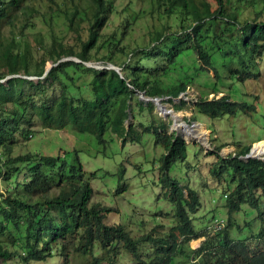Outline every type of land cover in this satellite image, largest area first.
<instances>
[{
	"label": "trees",
	"instance_id": "1",
	"mask_svg": "<svg viewBox=\"0 0 264 264\" xmlns=\"http://www.w3.org/2000/svg\"><path fill=\"white\" fill-rule=\"evenodd\" d=\"M77 1L79 3L68 9L65 1L58 4L54 0H0V80L12 75L6 85L0 82V178L5 183L0 192V236L4 237L7 232L5 240L0 238V264H29L59 257L66 260L73 254L93 256V261L99 263L105 257L94 255L96 245L110 259V264H114L115 257L120 254L118 248L130 252L135 260L133 264H170L169 254L175 251L180 239L189 240L194 233L188 212H194L199 206L198 193L187 187L186 199L183 187L168 175L174 162L185 160L183 141L174 135L157 132L152 125H139L141 129L132 123L126 125L129 102L135 91H143L149 97H169L171 103L194 84L195 75L201 78L207 70L213 71L218 81L227 78L221 77L224 71L237 75L240 82L255 79L257 75L251 71L253 61L264 55L263 12L259 10L252 17L242 14L244 8L253 10L258 5L257 0H216L215 9L207 0H151L158 6L152 7L150 15L173 16L174 20L170 27L160 25L158 30L148 33L149 41L145 45L132 49L129 43H122L121 37L134 13L129 19L120 17L111 33H104L113 22L106 19L107 15L120 16L112 6L113 0ZM42 2L46 9L40 6ZM58 10L60 13L55 14ZM33 12L46 17L42 20L47 23L59 17L65 19L70 35L76 36L78 49L63 40H55L52 35L48 38L51 41L45 42L42 34L37 33L33 35L38 50L34 53L32 43L24 38L22 31L19 35L13 32L17 25L31 28L30 19L38 15ZM237 28L239 34L235 32ZM96 42L102 43L108 54L94 50ZM41 50L42 55L37 57ZM98 54L100 56L95 57ZM118 54H131L133 58L124 66V77L114 70H99L84 64L97 60L117 65ZM215 55L230 59L221 73L215 67ZM70 56L80 62L60 61ZM158 57L161 63L153 68ZM47 61L53 66L44 75ZM193 65L195 71H192ZM235 65L243 74L232 69ZM21 75H44L47 86H56L54 95L48 96L44 88L40 90L41 83L35 85L21 79ZM149 75L155 79L150 81ZM83 76H90L89 82L77 84ZM197 85L198 88L203 86L202 78ZM31 87L35 92H29ZM83 90H89L93 98L81 97ZM35 97L37 101L33 100ZM183 104L186 102L175 107L181 110ZM194 107L197 113L210 119L232 117L238 111L250 115L255 112L253 105L245 100L237 101L230 93L220 97L214 94L212 98L202 94ZM139 108H144L143 102ZM147 108L152 112L153 105L149 103ZM34 118L38 119L40 127L48 129L44 130L47 134L70 126L79 133L93 134L100 144H104L106 134L111 133L124 146L128 141H139L143 133L153 129L156 143L166 149L160 158L159 181L168 191L164 196H169L173 203L179 224L169 230L166 237L156 239L152 232L135 238L123 224L100 223L92 214L94 211L84 206L89 186L79 163L68 164L66 158L52 156V148L37 151L36 144L33 150L20 148L30 138L34 140L33 129L26 127ZM248 151L249 147H243L238 154L217 160L221 164L220 172L230 169L236 178L235 188L226 194L228 226L232 211H239L242 204L257 208L258 196H264V162L239 159ZM4 168L8 169L7 174L2 173ZM210 172L220 177L214 167ZM21 174L24 177L16 181ZM123 174L124 169H120V179ZM22 188L28 195L16 194ZM28 198L36 205L29 203ZM220 238L221 245L215 246L212 253H206L204 264H264V248L252 252L245 242L229 239L226 229L215 240ZM145 242L157 248L153 254L142 257L139 244ZM67 244L71 248L69 251ZM214 245L207 243V247ZM219 249L221 258H209L210 254L217 256Z\"/></svg>",
	"mask_w": 264,
	"mask_h": 264
},
{
	"label": "rangeland",
	"instance_id": "2",
	"mask_svg": "<svg viewBox=\"0 0 264 264\" xmlns=\"http://www.w3.org/2000/svg\"><path fill=\"white\" fill-rule=\"evenodd\" d=\"M62 0H58L61 3ZM212 4V8L217 7L216 0H207ZM112 6H114L120 14L118 17H114L110 13L106 19L113 21L108 29L104 30V33H111L120 21V17L129 19L130 14H135L132 20L129 19L131 24L127 26L121 39L122 43H129V47L133 49L137 45L143 46L149 41L148 33L154 32L162 26L169 25L173 16L167 15H150L152 5L148 2H140L138 0H113ZM253 10L249 7L244 8L242 14L252 17L254 13L261 10L264 17V3L257 0ZM240 16V19H243ZM32 25L31 28H20L17 25L14 35H19L22 31V35L25 39H28L32 43V50L36 53L38 50L34 45L33 35L40 33L45 42L49 40V35H52L57 41H64L78 49L75 45L76 36L71 34L68 30V24L65 19L59 17L54 22H45L41 16L34 15L30 19ZM83 25H81L82 27ZM84 27V26H83ZM239 34V29L235 31ZM16 35V36H17ZM70 35V36H69ZM94 50L102 55L108 54L105 51L103 44L100 42L95 43ZM140 49V47H139ZM137 49V50H139ZM43 50L37 54L39 57L42 55ZM100 54L95 55L99 57ZM121 60L124 56H120ZM156 58V63L159 61ZM37 59V58H36ZM132 55L130 56L129 63L132 61ZM216 62L215 67L221 73L226 66L230 63V59L226 60L220 58L219 55H215L213 58ZM92 65L101 66L102 61H90ZM161 63V60H160ZM51 66V62H46V68ZM157 66L154 64L153 67ZM238 74H243L242 70L237 66L232 67ZM192 71H195V65L192 66ZM251 71L256 74V78H249L245 82H240L237 75H232L231 71H224L221 77L227 76V78H220L222 81L215 79L214 72L211 70L205 71V76L202 75L203 86L198 88L197 83H201V78L194 76V84L188 91V96L185 100L189 103L195 95L206 94L208 97H213L214 94L217 97L223 93L232 94L233 98L237 101L245 100L249 104L253 105L255 112L253 114H244L241 111L235 116H224L216 119H206L202 115H198L195 112L187 110V106H184L181 111H176L167 99L161 101L163 108L159 112L154 106L153 112H150L147 108V102L143 109L139 108L136 104V100L133 102L130 123L138 126V124L149 125L154 121V125L160 124L163 120L168 122L169 131L180 132L179 123L191 125V119H195L199 122L192 123V127L197 129L198 124L202 126V129L207 133H212L210 144V152L207 149L197 145L198 142H192V145L187 146V168L184 166L185 162L173 165L170 170V175L181 181L182 184H188L190 187L196 189L200 195L201 206L191 217L194 218V228L198 231V235H205L206 232L200 230L199 227H207L211 220L220 219L225 220L227 217V205L226 194L231 192L235 187V177L231 170H223L220 172L221 164L217 162V156L214 153L215 147H220L219 153L223 156L228 154H234L239 152L243 147L254 146L258 141H264V55L259 56L253 61ZM177 71L172 73V79H175ZM209 76H208V75ZM40 77H34L30 79L33 84L37 85L41 83V89H45L46 94L51 97L54 95L53 89L56 86H47L44 79ZM90 76H83L79 78L76 83H88ZM166 80V77H164ZM218 81V82H217ZM206 88V89H205ZM216 88V91L214 90ZM210 89V90H209ZM29 92H35L34 88H30ZM202 93V94H200ZM138 96V95H137ZM87 99H92V94L89 90H83L82 96ZM79 98V97H78ZM77 98V99H78ZM179 101V99L175 98ZM175 99L172 102H175ZM37 101L38 98L33 99ZM149 101V100H147ZM178 101L176 103H178ZM152 104V105H153ZM171 111V112H170ZM160 114V116H159ZM177 115V117H174ZM160 117V119H157ZM196 124V125H195ZM27 128L33 129L34 133L27 141L25 146H21L22 150H33L36 144V150H43L50 143L60 146V152L66 151V157L69 159H75V151L77 158L83 166V171L87 177L91 174H95L91 178V186L94 190L100 192L101 200L106 206L116 207L119 210V215H110L107 219V223L116 221L122 222L128 225V229L132 231L133 235H142L153 231L154 235H163L171 227L176 225L177 218H175L171 211L169 202H165L164 198L160 195L161 184H158L159 180V157L163 154L164 150L160 146L154 145V136L152 133L146 132L142 136L141 141L134 143H126L125 146H121V142L117 139L113 150L109 147H103L95 142V139L89 135H80L72 131L70 128L62 130L60 132L49 131V134L44 132L40 127V123L37 118H34L30 126ZM39 132V133H38ZM264 144V143H263ZM263 144H258L262 146ZM257 145V144H256ZM214 147V148H213ZM58 150V149H57ZM254 150L259 151L254 148ZM263 150V149H262ZM209 151V152H208ZM6 159V158H5ZM3 161H5L3 159ZM157 165V168H155ZM124 167V181L127 183L125 192L121 194H113L117 189L119 181L118 167ZM211 167L220 172V177L213 175L210 172ZM3 174L8 173V169L2 170ZM107 173V174H105ZM98 175V176H97ZM97 176V177H96ZM24 174H21L17 181L21 180ZM96 177V179H95ZM1 185L5 186V183L1 181ZM259 194V193H258ZM159 196V197H158ZM238 212V213H234ZM232 224L229 229L231 240H240L247 242V248H250L252 252H256L264 248V196H258V208H251L248 204H242L239 211L232 212ZM0 219L2 215L0 214ZM246 224L248 228H246ZM161 225V227H158ZM262 228V235L259 230ZM5 240V239H4ZM182 252L173 255V262L171 264H204L203 258L197 257L192 248V244L187 246L181 245ZM66 249L69 251L70 245H66ZM94 255L96 257H105L100 260L99 263L93 261V256H86L83 258L81 255L73 254L66 260L63 257L56 259H47L45 262L30 261L29 264H110V259L104 254V251L95 246ZM154 247L150 243H142L139 247V253L142 257H146L152 252ZM65 250H63L64 252ZM119 255L115 257L114 264H133L135 260L131 257L130 252L125 253L123 249H119ZM211 253V252H210ZM251 253V252H249ZM209 258L213 260L221 258V249H219L217 256L209 255ZM109 259V260H108ZM193 262V263H192Z\"/></svg>",
	"mask_w": 264,
	"mask_h": 264
},
{
	"label": "clouds",
	"instance_id": "3",
	"mask_svg": "<svg viewBox=\"0 0 264 264\" xmlns=\"http://www.w3.org/2000/svg\"><path fill=\"white\" fill-rule=\"evenodd\" d=\"M63 1H65V2L67 3L66 8H68V9H69V8H73L77 3H79L77 0H62L61 3H62ZM138 1H140V2H148V3H150V4L152 5V7H157V6H158L157 2L154 3V4H152V3H151V0H138ZM54 2L60 4V2H58V0H54ZM112 4H113V3H112ZM40 6L45 8V3L42 2ZM45 9H46V8H45ZM33 13H34V14H38L39 16H41V14L38 13V12H33ZM57 13H60V10H58L57 12H55V14H57ZM41 18L43 19V18H46V17L41 16ZM54 21H56V19H54L53 22H54ZM80 26H81V25H80ZM82 27H83V26H82ZM82 35L85 36L84 32H83ZM118 55H119V57H118V60H117V65L111 64V63L109 62V63H102L101 66H96V65H92V64H91L92 62H90V61H89V62H85L84 64H85L87 67H93V68H96V69H99V70H101V69L114 70L115 72H117L118 74H120L121 77H124V75H125L124 72H123V70H124V66L130 64V63H129V59H130L131 54H128V55H125V56H124V55H120V54H118ZM120 56H124V58H123L122 60L126 59L124 64H120V61H121V57H120ZM66 60H71V61H75V62H80L79 59H77L76 57H72V56H70V57H65V58L61 59L60 61H66ZM158 63H160V58H159V61H158L157 63L155 62V64H158ZM52 66H53V64L51 63V66H50V67H48V68L45 67L46 69H45L44 75L49 71V69H50ZM157 66H158V65H157ZM157 66H155V67H153V68H157ZM44 75H42L43 78H44ZM42 76H40V77H42ZM213 76H214V75H213ZM34 77H37V76H33V75H30V76H27V75H21V76H20L21 79H26V80H30V79H32V78H34ZM40 77H37V79H39ZM10 78H12V75H8V76L4 77L3 79L0 80V82H2L3 84L6 85V84H7V80L10 79ZM43 78H42V79H43ZM149 79H150V81H153L155 78L152 77L151 75H149ZM30 81H31V80H30ZM246 81H247V80H246ZM244 82H245V81H244ZM129 87H130V89L132 88V86H129ZM190 88H191V86H190ZM190 88H188V90H187L185 93H181V94H179L178 97H176L177 99H179V101L176 100L175 98H173L172 101L175 99V102H171V103H169L168 101H167V102H168L169 104H171V105L173 106V108H174L176 111H181V110H177V107H175L177 104L179 105V103H181V102H186V104H185V105L183 104L182 107H181L180 109H183L184 106H187V107H188V108H187L188 111H190V112H192V113H193V112L197 113L196 110H195L194 104H195V102H196V99H197L199 96H201V95H195V97H194L193 99H191V101L188 103L187 100H185V97L188 96V91L190 90ZM137 95H138V96H137ZM219 97H220V96H219ZM83 98H85V97H83ZM92 98H93V96H92ZM209 98H212V97H209ZM85 99H87V98H85ZM164 99L169 100V97H162V98L149 97V96L145 95V93H144L143 91H135V93H134V95H133V97H132V100L129 102V104H130L129 113H130V114H129V117H128L127 121H126V125H129V123H130L131 113L133 112V110H132L133 102H134L135 100H136V104H137L138 107H139V104H140L141 102L144 103V107H145V105H146L145 102H147V104H149V103L153 104V103H154V104L157 106L156 109L160 112L161 109L163 108L161 101H163ZM147 100H149V101H147ZM177 101H178V103H176ZM154 104H153V109H154V106H155ZM160 106H162V108H160ZM152 112H153V110H152ZM170 112H171V111H170ZM197 114H198V115H202V114H199V113H197ZM159 116H160V114H159ZM160 117H161V116H160ZM160 117H157V119H160V120H161ZM174 117H177V115H174ZM202 117H204V118H206V119H210V118H208V117H206V116H204V115H202ZM189 120H190L191 125H188V124H184V123H182V127H181V129H180V132H173L172 130H174V129H172V130L169 131V128H167L168 125H169V123H168V122L166 123V122L163 121V120H161L162 122H161L160 124H158V125H154V121H152L151 124L149 123V125H146V126H150V125H152V126L155 128V130H156L157 132H160V133H166L167 135H174L175 137H178V138H180V139L183 141L184 146H185V149H186V157H185V160L174 162V163L170 166V168H169V170H168V175H169V177H170L172 180L177 181V183H178L180 186L183 187L184 197H185L186 199L188 198V196H187L188 188H190V189H192V190H195V191H197V190L194 189V188H192V187H190L188 184H182L180 180L173 178V177L170 175V170H171V168L173 167V165L178 164V163H183V162H185L184 166H186L187 168H189V167L187 166V156H188V155H187V146H189V145H192V146H193V144H191L192 142H198L197 145H199V146L203 147L204 149H207V150L210 151V150H211V144H210V141H209V140H211V137H210V136L212 135V133H211L210 130H209V133H207V137H204L203 135H202L201 137H197V133H194L193 136H192L191 138H185L184 133L187 132L189 129L193 128V127H192V123H194V122H198V121L195 119V117L192 118V119H191V117H190ZM198 123H199V122H198ZM132 124H134V122H133ZM139 125H143V124H138V126H137V125H135V126H137L139 129H141ZM195 125H196V124H195ZM143 126H145V125H143ZM161 126H164V129H161V128H160ZM199 126H200V125L198 124V127H199ZM66 128H70L72 131L76 132V134H80V135H89V136L93 137V138L95 139V142H96L98 145H102L103 147H107L108 144H109V147H110L112 150H113V148L115 147V144H116L117 139H118L114 134H111V133H110V134H106V136H105V143H104V144H100V143H98V141L96 140V138L94 137L93 134H91V133H89V132H87V133H79V132H77L76 130H73L70 126H66L65 128H62L61 130H59V131H57V132H60V131H62V130H66ZM38 133H39V132H38ZM149 133H152L153 136H154V145H156V146H160V147H162L163 150H164L163 154L159 157V164H158V170H159V174H160L159 179H160V177H161V172H160V165H161V163H160V158H161L163 155H165V153H166V149H165L161 144H157V143H156V141H155V134H154V132H153V129H150ZM143 135H144V133L142 134V136H143ZM142 136H141V139H142ZM141 139H140L139 141H141ZM31 140H32V139H31ZM119 140H120V139H119ZM120 142H121V140H120ZM128 142H129V141H128ZM128 142H126V143H128ZM126 143L124 144V146L126 145ZM129 143H132V142H129ZM133 143H134V142H133ZM120 147H122V143H121V146H120ZM248 147H249V151H248L245 155L240 156L239 159H242V160H244V161H247L248 159H259V160H261V161L264 162V157H260V156L254 155V154H253V147H251L250 145H249ZM45 148H52V149H54V153L52 154V156L58 155V156L61 157V158H66L68 164H76V163H79V164H80V166L82 167V172H83V174H84V177H85V179L88 180V186H89V190L86 191V195H85L86 197H84V198H85V199H84V206H85L88 210H90V211H92V212L94 211V213H92V214L94 215V217L96 218V220H98L100 223L107 224V225L123 224V225L126 226L127 229H128V225L125 224V223H122V222H116V221H113V222L107 223V219H108V217H109L110 215H116V216L119 215V210H118V208H116V207L106 206V205L102 202L100 192L97 191V190H94L93 187L91 186V178H93V177L95 176V174H91L89 177H87V176L85 175V173H84V171H83V166H82V164L80 163V161H79L78 158H77V153H76V151H75V156H76V158H75V159H69V158L66 157V155H67V152H66V151H62V152H60L61 149H60V146H58V145L56 146V145H54L53 143H50V144H49L48 146H46ZM45 148H44V149H45ZM213 148H214V147H213ZM57 149H58V150H57ZM214 150H215L214 153H215V155L217 156V160H218V158H223V159H224V158L228 157L229 155H236V154H238V153L241 151V150H240L239 152H236V153H234V154H228L227 156H223L222 154L219 153L220 147H215ZM209 151H208V152H209ZM210 152L213 153V151H210ZM249 152H251V156H252V157H247V155L249 154ZM0 153H1V151H0ZM155 168H157V165H156ZM120 169H124V170H125V168H124L123 166L120 167V168L118 167V170H120ZM227 170H229V169H227ZM105 174H107V173H105ZM118 174H119V171H118ZM213 175H214V174H213ZM97 176H98V175H97ZM97 176H96V177H97ZM96 177H95V179H96ZM1 179H2V178H0V181H2ZM16 181H17V179H16ZM19 181H20V180H19ZM157 182H158V184H160V181H159V180H157ZM234 182H235V181H234ZM122 184H125L126 187H127V183H125V181H124V174H123V178H121V179L119 178V181H118V184H117V189H116V191L113 193L114 195H115V194H121V193L125 192L126 187L123 188V185H122ZM187 187H188V188H187ZM234 188H235V187H234ZM1 191H2V185H1V187H0V192H1ZM165 192L168 193V191H166V189H164V187L162 186V187H161L160 195L164 198L165 202L167 201V202L170 203V204H168L169 207H170L169 211H171L172 214H173V216H174L175 218H177V217L175 216V212H174V209H175V208H174V205H173V203L169 200V196H168L167 198H165V196H164V193H165ZM197 193H198V191H197ZM229 193H230V192H229ZM16 194L28 195V193H27V191L25 190V188L20 189L19 191L16 192ZM225 196H226V195H225ZM158 197H159V196H158ZM198 197H199V206L196 208V210H195L194 212H188V216H189V218H190L191 225H192V228H193L194 233L190 236L191 238H190L189 240H186L185 237H182V238L180 239V241L177 243V247L175 248V251L169 254L170 264L173 262V258H172V256H173V255H176V254H179V253L182 252V248H181V245H182V244H186L187 246H189V244H192V248H193V249H191V250H193L194 253H196L197 257H201L202 255H204V258H205L206 253H208V252H211V253H212V252L214 251V247H215V246H217V245L220 246V245H221V243H222V241H223L222 238L218 239L217 241H216L215 239L218 237V235H221L225 229H226V231L228 232V238L230 239L229 229H230L231 225L228 226V221H227V219H228V214H227V217H226L225 220L220 219L219 217H218V219L211 220L210 224H209L207 227H205V229H204V227H199L200 230L205 231L206 234L203 235V236L198 235V231H195V228H194V223H193V222H194V218L191 217V214L195 213V212L200 208V206H201V201H200V195H199V194H198ZM28 201H29V203H32V204H35V205H36V203L33 202L31 198H28ZM167 202H166V203H167ZM37 205H38V204H37ZM185 208H186V207H185ZM251 208H252V207H251ZM257 208H258V206H257ZM257 208H256V209H257ZM232 212H233V211H232ZM232 212H231V213H232ZM234 213H238V212H234ZM232 219H233V216L231 215V224H232ZM178 224H179V219L177 218V223H176V225H174L173 227H171L169 230H171L172 228H174V227L177 226ZM158 227H161V225H159ZM245 227L248 228V225L246 224ZM128 230H129V229H128ZM169 230L166 231V233L163 234V235H154L153 231H151V232L153 233L154 237L157 239V238H159V237H166V236H167V233L169 232ZM130 232H131V234H132V231H131V230H130ZM259 232H260L261 235H262V228L259 230ZM6 234H7V232L4 234V237L0 236V238H2V240H4V239L6 238V237H5ZM145 234H148V233H145ZM145 234H142V235H145ZM256 234H259V233H256ZM142 235H133V234H132V236L135 237V238H138L139 236H142ZM234 241H240V240H234ZM242 242H245V241H242ZM207 243H212V244L215 243V245H214L213 247H207ZM245 243H247V242H245ZM141 244H142V243H141ZM141 244H139V247H140ZM156 248H157V246L155 245L153 251L150 252V253L153 254ZM83 258H85V257H83ZM204 258H203V260H204ZM192 263H193V262H192Z\"/></svg>",
	"mask_w": 264,
	"mask_h": 264
},
{
	"label": "bare ground",
	"instance_id": "4",
	"mask_svg": "<svg viewBox=\"0 0 264 264\" xmlns=\"http://www.w3.org/2000/svg\"><path fill=\"white\" fill-rule=\"evenodd\" d=\"M160 108H162V106H160ZM179 125H180V128L182 127V123H179ZM194 133H197V137H201L202 135L204 136V137H207V132L206 131H204L203 129H202V126H197V129L195 130V128L193 127V128H191V129H189L187 132H185L184 133V135H185V138H191L192 136H193V134ZM264 141H258L256 144H254V146H253V154L254 155H257V156H260V157H264ZM258 144H263L262 146H260V145H258ZM254 148H256V149H260L261 148V150H259V151H256V150H254ZM263 149V150H262Z\"/></svg>",
	"mask_w": 264,
	"mask_h": 264
},
{
	"label": "water",
	"instance_id": "5",
	"mask_svg": "<svg viewBox=\"0 0 264 264\" xmlns=\"http://www.w3.org/2000/svg\"><path fill=\"white\" fill-rule=\"evenodd\" d=\"M247 157H252V156H251V152H249V154L247 155Z\"/></svg>",
	"mask_w": 264,
	"mask_h": 264
}]
</instances>
